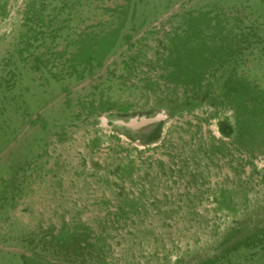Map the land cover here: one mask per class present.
Here are the masks:
<instances>
[{
  "label": "rangeland",
  "instance_id": "obj_1",
  "mask_svg": "<svg viewBox=\"0 0 264 264\" xmlns=\"http://www.w3.org/2000/svg\"><path fill=\"white\" fill-rule=\"evenodd\" d=\"M25 259L264 264V0H0V264Z\"/></svg>",
  "mask_w": 264,
  "mask_h": 264
},
{
  "label": "trees",
  "instance_id": "obj_2",
  "mask_svg": "<svg viewBox=\"0 0 264 264\" xmlns=\"http://www.w3.org/2000/svg\"><path fill=\"white\" fill-rule=\"evenodd\" d=\"M78 249V248H76ZM24 264H48V263H41L39 261H35L34 259H25L24 260Z\"/></svg>",
  "mask_w": 264,
  "mask_h": 264
}]
</instances>
